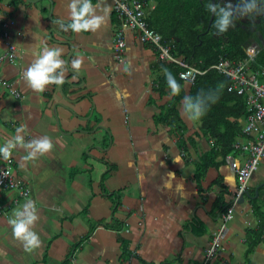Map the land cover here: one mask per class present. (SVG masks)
Returning <instances> with one entry per match:
<instances>
[{
    "label": "crops",
    "instance_id": "0c3cea01",
    "mask_svg": "<svg viewBox=\"0 0 264 264\" xmlns=\"http://www.w3.org/2000/svg\"><path fill=\"white\" fill-rule=\"evenodd\" d=\"M73 2L79 11L89 0L0 1V58L8 43L16 49L13 62L0 59V147L15 144L13 172L28 191L26 198L15 189L0 192V264H201L234 202L207 264H264V157L239 200L227 157L242 161L244 153L232 146L212 155L216 138L203 133L199 108L188 100L193 82L180 78L179 100L169 86L160 87L163 65L171 62L134 31L123 30V60L116 59L120 20L113 0H90L84 19L98 26L72 31ZM155 12L157 2L146 0L144 18ZM155 18L165 27V15ZM45 47L59 50L67 70L54 73L64 76L62 84L38 92L24 72ZM77 59L81 65L73 69ZM173 103L178 122L168 123L166 112L176 121ZM246 119L235 142L248 138ZM17 135L24 144L48 136L53 148L25 160L33 149L17 143ZM29 200L41 241L31 251L9 225ZM260 229L251 249L248 235Z\"/></svg>",
    "mask_w": 264,
    "mask_h": 264
},
{
    "label": "trees",
    "instance_id": "16d2710c",
    "mask_svg": "<svg viewBox=\"0 0 264 264\" xmlns=\"http://www.w3.org/2000/svg\"><path fill=\"white\" fill-rule=\"evenodd\" d=\"M2 1V0H0ZM15 4L21 0H13ZM146 1V0H145ZM157 12L148 15V24L162 35L164 40L172 39L171 54L184 60L190 66L204 70L194 79L189 89V99L193 106L199 108V118L202 131L210 137L216 138L212 155H226L231 151L233 143L242 134L240 120L248 115L246 96L238 94L231 86V81L224 74L212 67L221 57L234 62L243 61L247 55L245 47L256 44L259 51L254 59L249 62V71L258 80L264 81V14L260 22L256 24V30L252 31L236 25L220 33V21L227 15L225 9L217 7L210 21L212 13L211 5L207 0H155ZM264 3V0H262ZM156 14V15H155ZM163 14L166 19L164 25H160L155 16ZM171 41V40H170ZM164 76L158 79L159 86L168 85L167 72H170L179 86L178 97L184 96L183 81L179 78V72L183 67L176 63L163 65ZM169 110L176 116V121L171 120L170 113L163 117L168 123H177V111L175 103ZM204 165L205 162L202 161ZM203 167L201 171H203ZM200 171V172H201ZM202 173V172H201ZM254 209L259 213L261 208L253 202ZM226 209V208H225ZM263 230L250 232L252 249L255 243L262 238Z\"/></svg>",
    "mask_w": 264,
    "mask_h": 264
},
{
    "label": "built area",
    "instance_id": "2783aa9c",
    "mask_svg": "<svg viewBox=\"0 0 264 264\" xmlns=\"http://www.w3.org/2000/svg\"><path fill=\"white\" fill-rule=\"evenodd\" d=\"M114 10L120 20V27L115 34L113 51L118 61L123 60L125 40L123 30H130L137 33L142 43H150L157 50L158 57L163 61L179 64L183 70L179 72V78L186 82H193L197 75L204 73V70L188 66L183 60L171 54L170 42L164 40L162 35L149 26L144 18L145 0H113ZM6 36V34H4ZM247 57L241 62H234L226 58H221L212 67L220 70L227 77L232 87L238 94H245L248 116L243 128V133L248 137L244 141H237L233 146L244 153L242 161H238L233 156L228 155V162L234 172L238 191L242 193L250 180L252 173L257 168L260 160L264 157V81H260L254 74L249 72V62L252 61L258 52L255 44L245 47ZM16 58V49L8 43L7 51L0 59H7L13 62ZM14 97L19 94L10 90ZM250 135H254L251 137ZM12 153V152H11ZM3 158V166L0 168V192L15 189L22 198H26L28 191L23 187L13 172V156L9 160ZM4 172H9L7 176ZM232 217V208H229L224 215L227 221ZM225 230L224 224L212 238L209 248L206 250L204 260L201 264H207L215 255L220 236Z\"/></svg>",
    "mask_w": 264,
    "mask_h": 264
},
{
    "label": "clouds",
    "instance_id": "9594fccd",
    "mask_svg": "<svg viewBox=\"0 0 264 264\" xmlns=\"http://www.w3.org/2000/svg\"><path fill=\"white\" fill-rule=\"evenodd\" d=\"M69 9L72 11V22L68 25L74 32L88 31L90 28L94 31L98 26L95 20L89 21L84 17L91 11V4L86 2L79 11H76L75 3L69 4ZM228 24L227 15L220 21V33L226 31V25ZM67 31V29H65ZM59 50L56 48L45 47L42 53L34 60L33 63L24 72V79L28 82L29 86L38 92H43L45 87L49 84H62L64 82L63 75H54L57 69H63L66 71L64 61L59 59ZM73 69H78L81 65L79 59L71 61ZM167 72L166 80L169 87L173 90L174 94H178L179 86L175 82L174 77L170 72ZM191 119V117H189ZM24 131V127H18L16 132ZM16 142L21 144L25 149L32 148L33 151L24 157L25 160H34L36 153L43 155L52 150L53 144L48 136H44L41 139H36L28 144H24L22 137L16 136ZM15 144L12 141H7L4 147H0V154L3 155L5 160H9L11 157L10 149L14 148ZM9 172H4L7 176ZM35 202L29 200L24 204V211H15L14 216L16 218L9 219V225L12 228V233L15 239L21 241L25 247V250L31 251L40 246V239L38 234L33 231L32 225L34 221L38 220L35 215ZM31 209V210H30Z\"/></svg>",
    "mask_w": 264,
    "mask_h": 264
},
{
    "label": "water",
    "instance_id": "95a60500",
    "mask_svg": "<svg viewBox=\"0 0 264 264\" xmlns=\"http://www.w3.org/2000/svg\"><path fill=\"white\" fill-rule=\"evenodd\" d=\"M257 1L256 0H211V9L212 13L210 16V21L212 20L214 16V12L217 6L225 8L228 15L231 17L228 21V28H231L233 26V22L235 20L239 21L243 24V27H246V20L241 19V16L247 17L249 14L252 17H256L257 19L252 21L253 24L260 22V16L262 13H258L256 9ZM261 7V6H260ZM262 8V7H261ZM255 26H252L251 28L254 29ZM262 45L264 46V41L262 42ZM247 191H244L240 195V199L242 200L244 198V194H246Z\"/></svg>",
    "mask_w": 264,
    "mask_h": 264
},
{
    "label": "flooded vegetation",
    "instance_id": "af4514ba",
    "mask_svg": "<svg viewBox=\"0 0 264 264\" xmlns=\"http://www.w3.org/2000/svg\"><path fill=\"white\" fill-rule=\"evenodd\" d=\"M257 1V5H256V9H257V12L260 14V13H262L261 14V16L264 14V9L263 8H261L262 6L261 5H259V1L258 0H256ZM261 6V7H260ZM217 7H219V8H222V9H225V8H223V7H220V6H217ZM216 7V8H217ZM261 16H260V18H261ZM259 18V19H260ZM230 19V18H229ZM241 19H245L246 20V27H244V28H247V29H249V30H252V31H254V30H256V24H258V23H255V24H253L252 23V21H254V20H256L257 18L256 17H252V16H250V14L247 16V17H244V16H241V18H240V20ZM233 24L234 25H239V26H242L243 27V24L242 23H240L239 21H237V20H235L234 22H233ZM252 26H255L254 27V29H252L251 27ZM233 27V26H232ZM231 27V28H232Z\"/></svg>",
    "mask_w": 264,
    "mask_h": 264
},
{
    "label": "bare ground",
    "instance_id": "6f19581e",
    "mask_svg": "<svg viewBox=\"0 0 264 264\" xmlns=\"http://www.w3.org/2000/svg\"><path fill=\"white\" fill-rule=\"evenodd\" d=\"M252 174H253V173H252ZM251 176H252V175H251ZM250 178H251V177H250ZM245 190H246V189H245ZM245 190H244V191H245ZM244 191H243V192H244ZM239 195H241V193H240V194L237 193V197H240ZM234 203H235V202H234ZM234 203H233V204H234ZM233 204L230 205V206L227 208V210H228L229 208H232V217H233ZM226 212H227V211H226ZM232 217H231V218H232ZM231 218H230V219H231ZM230 219H229V220H230ZM223 220H224V218H223ZM227 221H228V220H227ZM224 222H226V221L224 220Z\"/></svg>",
    "mask_w": 264,
    "mask_h": 264
},
{
    "label": "rangeland",
    "instance_id": "374dc122",
    "mask_svg": "<svg viewBox=\"0 0 264 264\" xmlns=\"http://www.w3.org/2000/svg\"><path fill=\"white\" fill-rule=\"evenodd\" d=\"M251 182V181H250ZM250 182H248L249 184L248 185H250ZM225 222H223V224H224ZM225 225V224H224ZM219 243H220V239H219V242H218V245H219Z\"/></svg>",
    "mask_w": 264,
    "mask_h": 264
}]
</instances>
